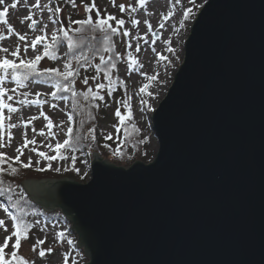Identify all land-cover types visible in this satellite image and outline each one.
<instances>
[{"label": "water", "instance_id": "water-1", "mask_svg": "<svg viewBox=\"0 0 264 264\" xmlns=\"http://www.w3.org/2000/svg\"><path fill=\"white\" fill-rule=\"evenodd\" d=\"M4 21V16H0ZM152 117L155 160L27 180L89 264H264V0H208Z\"/></svg>", "mask_w": 264, "mask_h": 264}, {"label": "rangeland", "instance_id": "rangeland-1", "mask_svg": "<svg viewBox=\"0 0 264 264\" xmlns=\"http://www.w3.org/2000/svg\"><path fill=\"white\" fill-rule=\"evenodd\" d=\"M206 1L208 0H147L142 7L139 0H114V2L113 0H95L96 8H99L106 16H114L116 20L123 19L125 21L121 27L115 20H111L113 27L118 29L115 47L121 58V62L114 71L113 78H118L124 85L120 90H115L113 98L108 99L106 102L105 106L108 110H106V115L104 113L99 114L97 128L103 140H111L120 145L122 141V124H120V117H117L115 112L119 110L122 115L127 116L129 110H131V119L133 118L143 140L147 142L146 159L137 162L149 164L157 156L159 143L151 127V116L167 96L175 75L184 60L185 43L191 33L194 20ZM13 2H17V0H5L6 5ZM37 3H39V7L35 6ZM4 6L0 5V11L3 10ZM121 6L124 7L123 11ZM83 7L80 4L78 11L65 8L64 15L68 16L69 13L77 12L83 14L85 10ZM133 7L136 8L135 12L132 11ZM49 9H52V11H49ZM28 17H31V20L38 21L35 31L29 27L31 20ZM57 18H59V14L53 0H18L17 7L15 9L10 8L4 16V21L7 20L8 22L7 25L4 24V21H0V48L7 47L10 51H13L19 46L21 49L20 55L23 59L34 58L36 52H33L31 47L25 52V45L30 44L36 36L44 35L40 31L44 28V25H47V28L44 29L47 34L46 41L50 44L52 33L60 27ZM134 20L138 23L134 24ZM149 25H151V28H149ZM125 30L129 33L128 35H124ZM17 33L26 35L27 39L20 41ZM43 51V43L38 44L37 52L42 53ZM61 54L64 55V50ZM4 55L3 52H0V57ZM130 57L135 58L137 63H133ZM9 58L15 59L10 56ZM16 62L19 63V60ZM64 64L65 60L63 59L59 65L63 68ZM0 75H3V70H0ZM154 75L157 76V79L150 81L148 77ZM99 80L100 82L103 81V77H100ZM26 85V87H18L11 76L0 83V88L7 90V94L13 97L10 101L4 97L5 102L18 108L16 113H9L7 109H0V113L5 118L11 116V120H4L5 127L0 128V137L8 144V146L0 147V153L15 157L17 155L15 149L25 143L26 136L27 140H35L36 143L29 144L27 148H24V155L20 159L27 163V158L31 157V169L44 168L46 170L41 172L51 171L63 176L62 178L27 180L39 182L49 181L50 179H69L65 176L66 172H69L72 167H76L78 177L72 180L77 183L80 182V184L87 183L91 179V164L94 160V154L97 152L92 155L81 156L73 163L72 155L69 152L61 149V154L67 158L60 159L57 152L48 147L51 144L54 148L58 141L62 143L67 138V128L72 125V121L68 120L70 115L69 102L53 99L51 94L55 92V87L52 85L37 82L26 83ZM145 85H149L147 92H141L140 89ZM12 89H16V91L13 92ZM149 92L152 95H149ZM37 99L43 101V103H28V101ZM21 100H24L25 103H19ZM52 105H55V107ZM49 120H51V126H49ZM9 123L16 124L17 127L8 129L7 125ZM114 125H116V128L113 127ZM117 128L119 131H117ZM41 130H43V135L40 134ZM8 132H11L10 138L7 135ZM110 133L112 138L107 139ZM33 148L49 156H57V159L45 160L38 155V152H33ZM100 157L112 163L107 158L101 155ZM131 163L130 165L112 164L130 169L136 162ZM49 164L51 165L50 168L48 167ZM57 168L60 169L59 172L55 170ZM19 191L21 194L28 196L22 184ZM0 219L4 220L5 227L10 231L14 230L13 225L15 222L9 216L8 208L1 202ZM33 219L34 232L31 235L29 234L26 240H21L19 255L33 262V264H89V258L86 257L84 250L76 243L78 242V236L71 231L72 224L70 222L63 219L48 221L41 214L34 215ZM61 233H63L62 236ZM5 235L3 228H0V243H3ZM41 240L44 243H38ZM11 244L10 241L9 249L5 250L9 253L8 258H10ZM33 246L36 247V251L32 250ZM49 248L52 249L51 252L45 251L43 257L39 255L41 250Z\"/></svg>", "mask_w": 264, "mask_h": 264}, {"label": "trees", "instance_id": "trees-1", "mask_svg": "<svg viewBox=\"0 0 264 264\" xmlns=\"http://www.w3.org/2000/svg\"><path fill=\"white\" fill-rule=\"evenodd\" d=\"M92 3L93 0H74V3L71 2V0H53L56 9L59 8L61 10L57 12L59 14V18H57L60 25L59 29L64 28L69 30V34L73 36V39L77 43H79L81 34L75 32V29L81 26L72 23L73 21L83 20L91 16L94 22H96L99 18L108 17L101 12L99 8H95L91 12L87 11L86 6L90 7ZM80 4L85 8L83 14H78L77 12L69 13L68 16L64 15L65 8L78 11ZM96 9H99V17H97ZM109 23L112 27L114 26L111 20ZM84 28L87 34H92L87 26H84ZM94 34L96 40H89L84 45L75 48L71 52L67 47L66 41L60 43L58 48L54 50L58 58L53 60L45 56L40 61L37 69L44 74L33 76L25 83L37 82L55 87L57 79L59 78H56L54 74L48 73L45 70L56 68L63 72L66 70L65 65L71 62L73 70L77 74L69 79L73 81L71 87L78 95L74 96L72 91H57L55 87V92L58 97L55 100H66L70 104V115L72 116L71 127L73 128L72 137L74 143L72 147H66L64 150L72 155L73 163H75L79 157L92 155L95 152L116 165H130L131 162L144 161L146 159L147 142L143 140L133 118L126 120L121 126L122 141L120 145L111 140H103L99 135L97 128L98 116L103 113L106 115V110H108L105 106L106 102L108 99L111 100L115 90H120V88H123L124 84L118 78H113L114 71L121 62L120 55L117 53L115 47V39L118 33L113 34L111 37L110 51H103V45L100 42L102 33L97 31ZM59 35H61V33H59ZM63 50L64 55L61 54ZM82 53L88 57V62L79 59ZM101 56L104 57L103 60H101ZM63 59L65 60V64L64 67L61 68L59 63ZM113 64L115 65L114 68L112 67ZM97 65H99L98 68L96 67ZM94 76L98 77V79H92ZM109 76L111 77L110 80L108 79ZM100 77H103L104 82H100ZM86 78L88 79V83L84 84L83 81ZM64 83L67 84L69 82L64 81ZM99 83L105 84L106 87L104 89L97 88ZM90 88L93 90L94 94L98 93L100 96H103V99L101 100L98 97L94 98V96H89L86 99L84 93H87ZM12 166L16 165L14 164ZM3 167L9 168L10 165L3 164ZM16 167L19 168L16 175H11L9 173L0 174V180H3V183L0 184V202L8 208L12 216L19 217L30 225L28 235L34 232V215L41 214V216L48 221L62 219L68 221L63 213H61L62 211L56 210L54 212H46L40 206L33 204L28 196L21 194L19 191L22 182L27 179L39 180L45 178H62L63 176L51 171L41 172L31 168L24 169L20 168L18 165ZM65 176L69 177V179H76L78 177V170L76 167H72L69 172H66ZM9 188H11V191L8 190Z\"/></svg>", "mask_w": 264, "mask_h": 264}, {"label": "snow or ice", "instance_id": "snow-or-ice-1", "mask_svg": "<svg viewBox=\"0 0 264 264\" xmlns=\"http://www.w3.org/2000/svg\"><path fill=\"white\" fill-rule=\"evenodd\" d=\"M18 2V0H17ZM17 2H13L10 5H6L5 4V0H0V5H5L3 7V10L0 11V16H5L8 12L9 9H15L17 7ZM71 2L74 3V0H71ZM114 2V0H113ZM139 4L143 7L146 4V0H139ZM36 7H39V3H37L35 5ZM96 8L95 5V0H93V3L91 4V6H86V10L91 12L93 9ZM121 10H124V7L121 6ZM49 11H52V9H49ZM57 12L61 11L59 8L56 9ZM132 11L135 12L136 8H132ZM96 14L97 17H99V9H96ZM28 19L31 20V17H28ZM110 20H115L116 23L118 25H120L121 27L124 25L125 21L123 19L120 20H116V17L114 16H108L107 18H99L96 22H94L93 18L91 16H88V18L83 19V20H78V21H73L72 23L78 24L81 27L80 28H76L75 32L80 33V39H79V43H77L74 39L73 36L69 34V30L64 29V28H60L57 31H54L51 35V43L49 44L46 41V36L47 34L44 32V29L47 28V25H44V28L40 29V31L42 33H44V35L41 36H36L31 42L30 44H26L24 47V51L27 52L28 48L31 47V49L33 50V52H36V55L34 56V58L32 59H23L20 55L21 53V49L19 46H17L15 48V50L10 51L9 48L5 47V48H0V52H3L5 55L3 57H0V70H3V75H0V83H2L5 79H8L9 76H11V78L15 81L16 85L18 87H26V81L33 77V76H40L43 75V72L38 71V65L40 63V61L45 57H49L50 59H57L58 57L56 56L55 53V49L58 48L59 44L62 43L63 41L67 42V47L69 49V51H73L75 48L80 47L81 45H84L87 41L89 40H96V36H95V32L99 31L102 33V37H101V43L103 45V51H110L111 50V37L113 34H117L118 33V29L112 27V25L109 23ZM7 20L4 21V24L7 25ZM38 23V21L36 20H31V24L29 25V27H31L33 29V31L36 30V24ZM55 23V21H54ZM134 24L138 23V21H133ZM84 26H87L88 29L91 30V35L87 34L85 32V28ZM10 27V26H9ZM149 28H151V25H149ZM58 32L61 33V35L58 36ZM18 34V33H17ZM129 33L125 30L124 35H128ZM19 35V34H18ZM19 39L20 41H25L27 39L26 35H19ZM43 43L44 45V51L42 53L37 52V45ZM130 46V45H129ZM139 50V49H137ZM171 50V49H169ZM10 57H13L15 59H10ZM164 58V57H162ZM79 59L84 60L85 62H88V57L85 56L83 53L81 54V56L79 57ZM104 57L101 56V60H103ZM130 59L132 60L133 63H137V61L135 60V58L130 57ZM166 59V58H164ZM19 60V63H17L16 61ZM97 68L99 67V65L96 66ZM112 67L114 68L115 65L113 64ZM65 71H61L60 69H46L45 71L48 73H52L54 74V76L57 79V82L55 84V87L57 89V91H72L73 95H78V93H76L75 91H73L71 84L73 83V81H71L69 78L70 77H74L77 73L73 70V66L71 64V62L67 63L65 65ZM9 70H11L9 72ZM92 79H98V77L94 76L92 77ZM108 79L110 80L111 77L109 76ZM148 79L150 81H154L157 79V76H150L148 77ZM64 81H68L69 83L65 84ZM84 84L88 83V79L86 78L84 81ZM106 87L105 84L103 83H99L97 85V88L99 89H104ZM149 85H145L144 87H142L140 89L141 92H147ZM11 91L15 92L16 89H12ZM149 95H152V93H148ZM27 95V94H25ZM53 96L54 99L58 98L56 95V92H53L51 94ZM85 98L87 99L89 96H94L98 97L99 99H103V96H100L98 93H93V90L90 88L88 90L87 93H84ZM4 97L7 98V100H12L13 97L7 94V90L0 88V109H7L9 113H16L18 111V108L14 107L13 104L11 103H7L4 100ZM19 103L24 104L25 101L21 100L19 101ZM28 103H36V104H41L43 103V101L37 99L35 101H28ZM53 107H55V105H52ZM115 115L117 117H120V124H124V122L126 120L131 119L132 113L131 110H129L127 116H124L121 114V112L119 110H117L115 112ZM11 120V116L8 117H4L2 113H0V128H4L5 124H4V120ZM68 120L71 121L72 120V116L69 115L68 116ZM49 126H51V120H49ZM17 125L16 124H11L9 123L7 125L8 129L11 128H16ZM114 128H116V125L113 126ZM33 131H35V129H33ZM117 131H119V129L117 128ZM41 135H43V130H41ZM73 134V128L71 126H69L67 128V138L61 143V142H57L55 144V147L53 148V145L49 144L48 147L50 149H52L53 151L57 152V154L59 155L60 159H66L67 157H65L63 154H61V149H64L66 147H72L74 140L72 137ZM7 135L9 136V138L11 137V132H8ZM55 135V134H53ZM112 138V134L110 133L107 137V139H111ZM9 143H10V139H9ZM36 141L35 140H27L26 136H25V143H23L20 147H17L15 149V152L17 153V155L15 157H11V156H7L6 153H0V165L3 164H8L10 165L9 168H5L3 166H0V174L2 173H9L11 175H16L19 171V168L16 166H12L14 164H18L20 168H30L32 167V160L31 157L27 158V163H25L24 161H22L20 158L21 156L24 155L23 149L27 148V146L29 144H35ZM8 146V144H6L3 141V138L0 137V147H5ZM33 152H38V150L36 148L32 149ZM38 155L40 157H42L45 160L51 161V160H55L57 159V156H49L44 152H38ZM74 159V158H73ZM48 167L50 168L51 165L49 164ZM36 171H45L46 169L44 168H36ZM57 172L60 171L59 168L55 169ZM3 183V180H0V184ZM9 191H11V188L8 189ZM9 216L11 217L12 221H14V230L10 231L7 227H5V222L4 220L0 219V228H3L4 232L6 233V235L3 238V243H0V264H33V262L29 261L28 259H26L25 257L21 256L18 254L19 249L21 247V240L22 239H27L28 238V229L30 227V225H28L27 223H25L23 220H21L19 217L16 216H12L11 213H9ZM63 235V233H61V236ZM15 238V239H13ZM12 242L11 244V252H10V258L9 257V253L6 252V249H9V242ZM38 243L42 244L44 243V241H38ZM33 251H36V247L33 246ZM45 251L47 252H51L52 249H46V250H41L39 255L41 257H43L45 255Z\"/></svg>", "mask_w": 264, "mask_h": 264}]
</instances>
